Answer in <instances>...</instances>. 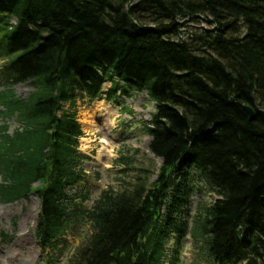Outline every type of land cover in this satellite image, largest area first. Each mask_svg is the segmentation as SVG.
<instances>
[{
    "label": "trees",
    "instance_id": "trees-1",
    "mask_svg": "<svg viewBox=\"0 0 264 264\" xmlns=\"http://www.w3.org/2000/svg\"><path fill=\"white\" fill-rule=\"evenodd\" d=\"M0 60L35 89L0 93L19 124L0 126V203L39 197L42 252L89 225L75 264H180L188 236L208 264H264V0H0ZM144 91L162 165L88 208L77 101Z\"/></svg>",
    "mask_w": 264,
    "mask_h": 264
},
{
    "label": "rangeland",
    "instance_id": "rangeland-1",
    "mask_svg": "<svg viewBox=\"0 0 264 264\" xmlns=\"http://www.w3.org/2000/svg\"><path fill=\"white\" fill-rule=\"evenodd\" d=\"M109 88L110 84L104 86L105 91ZM3 90L0 82V92ZM12 90L15 96L27 98L34 89L28 84H19ZM155 108V103L145 92L134 93L129 98L122 95L108 98L104 95L93 103L87 99L77 102V116L84 131L80 149L91 157L84 164L88 173L87 182L82 183L89 194L86 202L88 208L92 207L103 190L110 187L122 190L127 182L144 175L142 169L159 170L162 161L151 153V140L147 132ZM101 109L106 112L104 115H100ZM2 125H7L11 131L19 126L16 120L7 121L0 116ZM217 198L209 189L194 194L192 203L187 207L192 227L200 206L210 205ZM39 212L40 200L36 194L12 204H0V233H4L3 237L0 236L1 255L20 252L23 248L24 253L19 257L22 260L19 261H24L22 264H75L80 246L91 233L90 226L80 225L68 234L59 252L49 251L46 254L41 251L36 239ZM204 247V241H196L189 236L183 243L180 264H208ZM28 256L34 260L27 261Z\"/></svg>",
    "mask_w": 264,
    "mask_h": 264
},
{
    "label": "bare ground",
    "instance_id": "bare-ground-1",
    "mask_svg": "<svg viewBox=\"0 0 264 264\" xmlns=\"http://www.w3.org/2000/svg\"><path fill=\"white\" fill-rule=\"evenodd\" d=\"M99 113L100 115H104L106 112L103 109H101ZM18 252L12 251L5 253L6 255H1L0 253V264H22L24 261L21 262L22 260L19 257L20 254L22 255V253H24L23 248L19 253ZM32 260H34V258H30V256L27 257V261H32Z\"/></svg>",
    "mask_w": 264,
    "mask_h": 264
},
{
    "label": "water",
    "instance_id": "water-1",
    "mask_svg": "<svg viewBox=\"0 0 264 264\" xmlns=\"http://www.w3.org/2000/svg\"><path fill=\"white\" fill-rule=\"evenodd\" d=\"M245 109L248 112L250 118L251 119H254L255 118V112H254V110L251 107H249V106H246Z\"/></svg>",
    "mask_w": 264,
    "mask_h": 264
}]
</instances>
